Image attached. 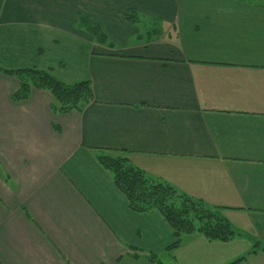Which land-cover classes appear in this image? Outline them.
Wrapping results in <instances>:
<instances>
[{
    "label": "crops",
    "instance_id": "0c3cea01",
    "mask_svg": "<svg viewBox=\"0 0 264 264\" xmlns=\"http://www.w3.org/2000/svg\"><path fill=\"white\" fill-rule=\"evenodd\" d=\"M0 67L90 81L94 95L81 113L58 114L47 91L14 102L19 82L0 73V264H264V8L0 0ZM106 154L242 236L195 233L172 249L159 212L129 208L97 161Z\"/></svg>",
    "mask_w": 264,
    "mask_h": 264
},
{
    "label": "trees",
    "instance_id": "16d2710c",
    "mask_svg": "<svg viewBox=\"0 0 264 264\" xmlns=\"http://www.w3.org/2000/svg\"><path fill=\"white\" fill-rule=\"evenodd\" d=\"M234 1L264 8V0ZM134 14L129 15L130 22L136 17ZM83 21L88 27V22ZM88 29L97 40L104 38L96 26L91 25ZM0 73L18 80V91L12 97L16 103L28 100L33 90H43L52 96L54 113L69 114L81 113L94 100L90 81L66 84L50 71L37 68L9 70L0 67ZM97 161L113 175L115 186L124 194L132 211L138 214L157 211L162 215L176 239L172 249L180 244L184 236L195 233L203 235L210 242H229L237 236H242L220 212L209 209L201 201L179 193L167 182L148 177L143 170L134 166L126 155H99ZM258 248L255 244L252 252H258ZM261 250L264 251V248ZM245 259L246 257L230 264H238ZM152 260H156V257L154 256Z\"/></svg>",
    "mask_w": 264,
    "mask_h": 264
},
{
    "label": "rangeland",
    "instance_id": "374dc122",
    "mask_svg": "<svg viewBox=\"0 0 264 264\" xmlns=\"http://www.w3.org/2000/svg\"><path fill=\"white\" fill-rule=\"evenodd\" d=\"M257 2V1H256ZM259 2V1H258ZM150 25V24H149ZM148 27H150V26H148ZM51 73H52V71H50ZM53 74V73H52ZM54 75V74H53ZM57 78V77H56ZM253 261V260H252ZM252 261H250V262H252ZM234 263V262H233Z\"/></svg>",
    "mask_w": 264,
    "mask_h": 264
}]
</instances>
